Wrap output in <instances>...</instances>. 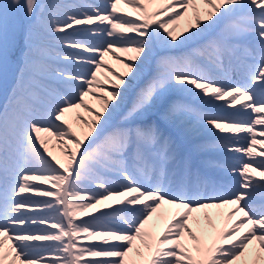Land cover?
<instances>
[{
  "label": "snow or ice",
  "instance_id": "obj_1",
  "mask_svg": "<svg viewBox=\"0 0 264 264\" xmlns=\"http://www.w3.org/2000/svg\"><path fill=\"white\" fill-rule=\"evenodd\" d=\"M105 4L0 0V264H264V0ZM109 53L126 71L104 87ZM199 129L232 155L197 160L206 146L184 144Z\"/></svg>",
  "mask_w": 264,
  "mask_h": 264
},
{
  "label": "rangeland",
  "instance_id": "obj_2",
  "mask_svg": "<svg viewBox=\"0 0 264 264\" xmlns=\"http://www.w3.org/2000/svg\"><path fill=\"white\" fill-rule=\"evenodd\" d=\"M67 2L68 3H72V4H81V3H83L84 5H95V6H99L101 8H103L104 5H106L105 4V0H67ZM83 10H86V9H83ZM117 14H119V13H117ZM164 19H166V18H164ZM178 22L179 21H177V24L175 25V27L178 25ZM91 27H95V26H91ZM70 31H73V30L70 29ZM72 39L86 40L87 42H90V43H93V44H97L96 41H89L90 38H88L86 36H83V35L73 36ZM59 50L60 51H65V52H81L80 49H69V50L59 49ZM119 54H121L122 56H119ZM83 55H88V54L87 53H83ZM116 56H119L121 58V60H125L127 58L126 54H123V53H116ZM108 57H109V54L104 57L103 62H104L105 68L104 69H101V71L98 73V79H100L101 81L104 82V84H103L104 87H109V85H107V83L105 81V76H108V78L111 79V76L108 74V71H107L108 69H111L112 71H114L116 73L123 72L122 71L123 69L121 67L120 68H117L116 66H114V64H113L114 61H113V58L111 60V56H110V59H109L110 61L109 60H106ZM153 65H154V63H153ZM58 66L60 68H62V69H67L69 71H74V72L80 70V66L73 65V64L66 65L64 63H60ZM146 80L147 79H145V81L141 85H143L146 82ZM97 95H103V93H97ZM86 101H87V103L89 104V106L91 108H93L95 110H98L99 109L100 105H99V103H98L97 100L92 99V97H87L86 98ZM77 114H79L80 116H82L85 120H88L91 117L83 109H78L75 112H71V113L66 114V118L69 120L70 123H72L73 128L79 132L83 126H82V124H80L76 120ZM193 126H195V120H193ZM200 130L203 131L204 129H200ZM49 147L54 151V153L60 154L59 153V148H58V146L56 144H51V145H49ZM45 187H47V186H45ZM25 195H30V193L29 194H25ZM34 199H41V198H35L34 197ZM44 199H50V198H44ZM110 202L111 201H109L108 203H110ZM137 207H139V206H137Z\"/></svg>",
  "mask_w": 264,
  "mask_h": 264
},
{
  "label": "bare ground",
  "instance_id": "obj_3",
  "mask_svg": "<svg viewBox=\"0 0 264 264\" xmlns=\"http://www.w3.org/2000/svg\"><path fill=\"white\" fill-rule=\"evenodd\" d=\"M118 15V14H117ZM180 21V23L176 26V28H177V32H179L183 27H186V20H184V19H182V20H179ZM91 39H92V41H96L97 42V44H99V43H102L103 42V40H102V38H93V37H91ZM62 49V48H61ZM110 54V56H111V58H113V61L115 62H113V64H114V66H116L117 68H122L123 69V67H122V63H121V61H123V60H121V61H117L113 56H112V54L111 53H109ZM113 67V66H112ZM76 68V67H75ZM74 69V68H73ZM144 82V81H143ZM134 95V94H133ZM133 97V96H132ZM131 102H132V100H131ZM131 102H130V104H131ZM220 102H222V101H220ZM243 102H247V101H241V103H243ZM129 104V105H130ZM124 107H125V105H124ZM236 108H239L240 107V103H238L236 106H235ZM232 110V112L234 111V109H231ZM116 121H114L113 123H115ZM257 127H260V126H257ZM222 135H228V133H225V134H222ZM193 137V136H192ZM213 141H217L214 137H213ZM259 145H257V151L259 150ZM218 148L219 149H223V147H222V144H220L219 143V145H218ZM224 150V149H223ZM230 156V155H232L231 153H225L224 151L223 152H219V151H211V153H210V155H207L206 157H205V159H208V158H211V159H216V160H219V161H223V160H225L226 159V157L227 156ZM258 158H260V157H258ZM254 175V174H253ZM219 177H221L223 180H224V182H230V183H232L233 185L235 184V182H234V180H232L230 177H227V176H224L223 174H220V175H218ZM130 207H133V206H130ZM167 209V206H164V208L162 209V211H164V210H166ZM216 211L217 210H211V214H212V216H213V219H214V221L217 223V225L218 226H223L221 223H220V221L216 218V215H215V213H216ZM221 211H223V212H227L228 211V209H223V210H221ZM242 218V214H237L234 218H233V220L232 221H230V222H228V227L230 228L231 227V225L233 224V223H235V222H237L238 220H240ZM154 220H155V217H154ZM163 225V223L161 222V226ZM246 231H247V229L245 228V229H241V232H240V235H244L245 233H246ZM229 243H231V242H229ZM237 264H239V262H237Z\"/></svg>",
  "mask_w": 264,
  "mask_h": 264
}]
</instances>
